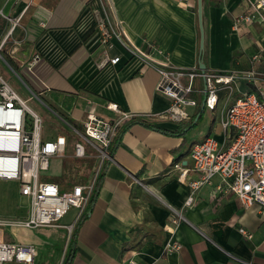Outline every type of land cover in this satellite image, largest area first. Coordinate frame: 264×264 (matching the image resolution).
<instances>
[{"label": "crops", "instance_id": "crops-1", "mask_svg": "<svg viewBox=\"0 0 264 264\" xmlns=\"http://www.w3.org/2000/svg\"><path fill=\"white\" fill-rule=\"evenodd\" d=\"M108 6L112 22L141 52L173 69H198L196 0H189L188 5L179 0H109ZM247 7V0H203L206 70L250 68L251 56L264 45V23L234 26V16ZM93 8L92 0H0L4 15L21 16L2 48L1 59L22 74L30 98L33 95L48 105L57 122L68 130L74 124L64 118L83 124L91 102L93 113L107 121L120 116L106 109L112 103L146 124L175 132L179 123L165 117L170 101L156 90L157 72L115 40L104 53L95 28L87 33L94 27ZM9 26L0 17V41ZM106 54L119 56V63H107ZM35 55L39 60L32 66ZM200 82L196 80L198 86ZM248 89L247 84L240 85L241 91ZM218 96L215 110L208 111L203 107L204 94L192 95L197 106L187 108L189 117L183 122L197 123L181 136L141 124L123 132L103 172L94 205L77 230L73 249L69 246L72 233L63 227L73 222V209L60 221L62 227L10 228L0 239L33 245L37 264H67L71 253L69 264H264V208L253 204L244 209L235 195L224 191L217 176L196 192L191 207H183L189 189L178 180L173 165L191 168L189 153L194 143L186 147V141L202 115L213 114L211 124L205 126L206 137L213 136V121L218 119L214 138L222 140L220 121L236 97L227 101L225 92ZM57 134L67 136L71 150L70 134L64 128L53 133L43 122L44 138ZM64 159L52 158L40 181L55 183L60 189L54 180L64 173ZM74 177L77 172L70 178ZM191 178L194 175L189 173ZM168 206L185 218L176 229L169 227ZM239 229L251 238L246 239ZM169 241L179 249L168 251Z\"/></svg>", "mask_w": 264, "mask_h": 264}, {"label": "built area", "instance_id": "built-area-1", "mask_svg": "<svg viewBox=\"0 0 264 264\" xmlns=\"http://www.w3.org/2000/svg\"><path fill=\"white\" fill-rule=\"evenodd\" d=\"M92 1L94 28L104 53L113 47L112 41L115 40L130 55L141 58L145 66L157 72L156 90L170 101L165 117L177 123L187 120V108L197 106L192 98L195 93L204 94L203 107L208 111L215 110L220 92L226 93L227 101L234 91L239 93L220 121L222 140L219 142L213 136H207L203 141L194 143L189 153L192 161L190 169L182 168L180 163L173 165L179 172L178 180L186 183L189 189L183 207H191L196 192L217 176L225 186L224 191L235 195L244 209L253 204L264 208V66H261L264 63V45H259L251 56L248 69L227 72L173 69L167 62L150 57L128 42L124 31L119 30L118 24L110 19L109 0ZM179 1L186 5L189 2ZM247 3L246 11L234 16V26L264 23V0H247ZM0 17L10 24L0 41L1 52L21 16L9 17L0 10ZM157 54L163 56L159 50ZM105 56L106 62L112 66L120 61L119 56ZM38 60L35 55L30 65ZM197 79L201 81L200 86L196 84ZM242 83L250 89L241 91ZM88 105L83 130L68 125L77 136L68 154L70 142L67 136L57 134L53 138H44L41 117L27 106L26 100L0 74V181L16 182L19 194L29 203V212L24 218L0 217V229L62 227L60 221L73 209V222L63 226L69 234L72 233L89 202L100 165L108 158L106 150L115 139L118 125L134 116L121 111L116 104L108 103L106 109L120 116L116 121H107L93 113L91 102ZM92 151L97 152L100 163L98 169L91 173L88 183L74 184L69 190L60 191L57 184L40 181L52 158L84 159L92 157ZM189 173L194 178L188 179ZM168 207L169 227L176 229L185 218L181 211ZM239 232L246 239L251 238V234L244 229H239ZM179 247L170 241L165 246L168 251L178 250ZM36 256L33 245L0 239V264H37ZM60 264H64L63 261Z\"/></svg>", "mask_w": 264, "mask_h": 264}, {"label": "rangeland", "instance_id": "rangeland-1", "mask_svg": "<svg viewBox=\"0 0 264 264\" xmlns=\"http://www.w3.org/2000/svg\"><path fill=\"white\" fill-rule=\"evenodd\" d=\"M19 33L20 29L18 28L16 30V37L19 36ZM0 74L5 80H7L11 84V86L18 93V95L23 100H26L27 106L41 117L44 124L48 125L49 129H51L53 133H56L58 128H64L66 132L70 134L71 138L73 139V142L76 141L77 136L74 135L71 130H68L66 127L60 125L57 122L56 117H54L48 105L44 106L33 95L30 98L31 94L23 83L24 80L22 74L15 67L8 66L1 58ZM238 96L239 93L234 91L231 95V99L232 97ZM212 119L213 114L211 113H206L200 117L199 123L194 129H192L190 136L187 138L186 147H188L192 143L201 142L205 139L208 133V129L205 128V126H209L212 122ZM213 123L214 124L211 129V134L214 137L218 135V119H215ZM73 124L78 129L83 130L82 123L74 122ZM70 153L71 151L68 149V154ZM90 155L92 157H87L84 159H64L66 163V166L64 167V173L54 180L61 186L60 191L69 190L74 184H86L90 181L91 173L98 169L100 163V160L96 156V151L90 152ZM75 172H77V177L71 179V175ZM62 186H64L63 188L65 189H63ZM28 210L29 203L25 197H21L19 195L18 184L12 181H0V217L18 218L21 215H24ZM5 230L7 231L8 229H0V237L1 235L3 236L2 232H4ZM6 231L4 232L5 234L8 233Z\"/></svg>", "mask_w": 264, "mask_h": 264}, {"label": "trees", "instance_id": "trees-1", "mask_svg": "<svg viewBox=\"0 0 264 264\" xmlns=\"http://www.w3.org/2000/svg\"><path fill=\"white\" fill-rule=\"evenodd\" d=\"M93 31H94V27H92L90 29V31L87 32V33L90 34ZM202 61H203L204 65H206V35H205V39H204V51H203V54H202ZM206 71H208V70H206ZM64 119L67 120L68 122H70L71 124H73L70 120H68L66 118H64ZM196 123L186 124L183 121L182 122H179V125H178L176 131L173 132V133H170V132H167V131H163V130L157 129V128L149 125V124H146V122L143 119L138 118V117H132V118L123 120L118 125L117 130H116V133H115V139L111 143L110 147L106 150V154H107L108 158H112L113 157L114 152H115V149H116L117 144H118V141H119V138L121 137V135L123 134V132H125L131 126H133L135 124H141V125H144V126H148V127L152 128L154 130L160 131V132H162L164 134H167V135L181 136V135L184 134L185 130H188L190 128H193V126ZM108 164H109V159L108 160L107 159H104L102 161V163L100 165V168H99V171L97 173V176H96V179H95V183H94V187H93V190H92V194H91L90 199H89V202H88V204L86 206L85 212L80 216L79 220L77 221V223L74 226V229L72 231V234H71V237H70V240H69V246H71L72 249H73L74 244H75V237H76L77 230H78L79 226L81 225V223L83 222V220L87 217L89 211L93 207L94 202H95V200L97 198L99 189L101 187V182H102V178H103V172L106 169V167H107ZM72 252H73V250H72ZM72 254L73 253H71V255H70L69 259H68V263L67 264H69V262L71 260V257H72Z\"/></svg>", "mask_w": 264, "mask_h": 264}, {"label": "water", "instance_id": "water-1", "mask_svg": "<svg viewBox=\"0 0 264 264\" xmlns=\"http://www.w3.org/2000/svg\"><path fill=\"white\" fill-rule=\"evenodd\" d=\"M203 0H196L197 7V21L199 27V62H198V70L201 72L206 71V67L202 61V54L204 51V27H203Z\"/></svg>", "mask_w": 264, "mask_h": 264}]
</instances>
